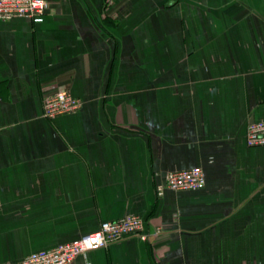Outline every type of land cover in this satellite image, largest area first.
<instances>
[{"label":"crops","instance_id":"crops-1","mask_svg":"<svg viewBox=\"0 0 264 264\" xmlns=\"http://www.w3.org/2000/svg\"><path fill=\"white\" fill-rule=\"evenodd\" d=\"M0 19V264L137 214L71 264H264V0H48ZM79 109L49 118L45 92ZM201 166L200 189L158 186Z\"/></svg>","mask_w":264,"mask_h":264},{"label":"built area","instance_id":"built-area-1","mask_svg":"<svg viewBox=\"0 0 264 264\" xmlns=\"http://www.w3.org/2000/svg\"><path fill=\"white\" fill-rule=\"evenodd\" d=\"M49 8L48 0H0V19L27 16L34 21L43 20ZM81 101L66 89L45 92L43 108L45 116L53 118L65 112L79 109ZM246 141L249 146L264 145V119L250 122L247 126ZM206 175L201 166L173 170L166 174L164 183L158 186L173 190L200 189L205 186ZM2 202L0 200V209ZM137 235L147 239L145 220L137 214H127L116 220L102 222L99 229L61 244L54 248L34 251L18 261L2 264H71L75 258L91 249L107 246L110 242Z\"/></svg>","mask_w":264,"mask_h":264}]
</instances>
